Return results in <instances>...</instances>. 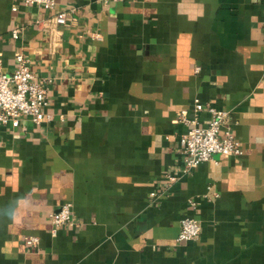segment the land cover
Segmentation results:
<instances>
[{"label":"crops","instance_id":"crops-1","mask_svg":"<svg viewBox=\"0 0 264 264\" xmlns=\"http://www.w3.org/2000/svg\"><path fill=\"white\" fill-rule=\"evenodd\" d=\"M16 51L50 117L0 125V264H264V0H0L7 73ZM194 99L228 112L242 153L182 173ZM184 216L201 233L176 242Z\"/></svg>","mask_w":264,"mask_h":264},{"label":"built area","instance_id":"built-area-1","mask_svg":"<svg viewBox=\"0 0 264 264\" xmlns=\"http://www.w3.org/2000/svg\"><path fill=\"white\" fill-rule=\"evenodd\" d=\"M21 1L27 5L42 6L47 10H53L56 7V0ZM67 19L65 12H59L53 16L56 24H65ZM12 35L18 38L19 30H13ZM14 58L16 67L11 74L4 70L0 58V125L16 128L21 125L22 119H27L33 124H40L50 117L45 111L48 105V82L36 80L24 52L16 51ZM202 111L207 113L205 124L200 123ZM227 115L226 110L217 108L209 102H201L199 99H194L191 115L186 109L178 113L177 120L186 127L179 136V150L184 156L182 173H186L201 162L210 160L215 153L223 155L242 153L241 143L225 123ZM167 178L173 181L176 176L171 175ZM190 204L196 205L195 202ZM72 206V202H65L58 211L50 214L52 234L55 235L62 226L73 224ZM200 233L199 221L194 217L184 216L179 222L175 241H194L199 238ZM25 242L31 247H36L40 243V238L29 235L25 237Z\"/></svg>","mask_w":264,"mask_h":264}]
</instances>
